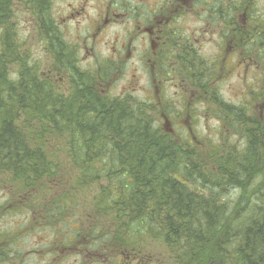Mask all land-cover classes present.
I'll return each instance as SVG.
<instances>
[{"label":"trees","instance_id":"16d2710c","mask_svg":"<svg viewBox=\"0 0 264 264\" xmlns=\"http://www.w3.org/2000/svg\"><path fill=\"white\" fill-rule=\"evenodd\" d=\"M51 4L0 0V210L22 209L34 219L35 208L48 226L57 228L48 241L51 246H81V232L66 235L57 226H63L61 215L76 201L77 189L98 184L93 188L97 208L112 203L109 208L115 211L103 218L131 222L123 223V231H115L109 222L103 225V220L87 223L85 241H102L94 235L101 233L123 239L131 234L133 240L161 236L185 264H264V117L253 113L252 105L222 101L214 88L211 100H205L216 104L224 120L231 118L233 133L244 141L242 148L237 151L221 134L220 143L200 145L165 131L158 117L168 112L162 100L109 97L98 84L100 71L82 72L75 66L71 46L64 45L53 23ZM20 8L32 14L37 33L47 40L54 64L44 70L30 61V48L18 44L8 23ZM62 66L71 71L60 83L56 69ZM260 82L253 101L264 92V80ZM176 173L190 184L181 183ZM55 187L62 189L50 199ZM229 188L238 189L240 197L236 217L228 220L230 209L223 205L222 194ZM14 196L18 208L7 200ZM240 211L246 217L237 221ZM93 215L89 218L102 217Z\"/></svg>","mask_w":264,"mask_h":264},{"label":"rangeland","instance_id":"374dc122","mask_svg":"<svg viewBox=\"0 0 264 264\" xmlns=\"http://www.w3.org/2000/svg\"><path fill=\"white\" fill-rule=\"evenodd\" d=\"M77 2L78 0H52V14L56 23H58L57 29L61 35V39H63V43L65 46L69 45L75 48L76 45H81V40L93 33V40L94 38L96 39V47L92 51V54H94L92 57L86 58V54L84 52H76L73 48L69 47L70 51H73L71 53L72 55L70 56L75 58V66L82 72L93 73L95 71H99L100 69L101 61H99V59H102V57H104L109 52L107 50L106 44L102 41L112 39L116 35L123 33L124 27L122 25H111L106 27L100 33L98 32V30L102 27L104 22L102 23L101 21H99L98 28L92 32L91 29L97 22V19H99V14L102 13L101 9L104 6L102 5L103 7H96L94 3H88V5L85 6L84 11L80 15H78L76 11H79L80 8H74L75 3ZM69 4H72L73 6H69ZM26 8H20L21 10H16V12L12 14L8 23L12 25L13 29L16 32L15 34L18 44H20L24 48H30L32 52L30 61L38 62L39 65L41 64L40 70H44L46 66L49 67V65L54 64V59L52 57V54L47 49L46 38H44L43 35L37 33L36 22L33 19L32 14L28 12ZM71 11L73 12L72 15L68 17L65 16L66 14H70ZM202 22V20H198L189 16L187 21L185 22V25L188 26V32L191 34L192 30L195 27H201L204 29L206 25L202 24ZM223 24L224 23L220 21L221 30L224 27L222 26ZM206 37L212 38L213 40L198 41V43H196L197 56L193 55L191 59L184 58V62L182 63L183 65L180 66L178 72L170 73L172 79L166 83L165 87V92L168 99H162V101L167 104L165 105V109H168V112H166L167 114L178 113L179 116L175 117L176 121L175 123L173 122V126L167 127V129H169L168 131H170L171 129L175 130V134H177L176 136L180 137L181 139L188 138L190 139V141L194 139L197 141V144L202 142L200 145L205 144V142L207 141L208 143H220L221 139H218V135L220 137L222 135L224 136L223 140L226 142L230 141L232 145H234L233 148L238 151L240 148H242L244 141L240 137L239 133H233V128L230 125L231 118L224 120L225 118H223L222 112L219 109H215L216 104L211 105L206 102V97L203 96L201 88L199 93H196V91L193 90L194 93L192 95L187 91L185 92L186 96L182 97L180 95V87H175V83L185 80V82L196 86L199 83H203L206 78H209V80L206 82V85L208 86V88H211L215 83V89L220 93L222 101L228 102L231 105H241L244 100H251L252 93H257V91L259 90L258 87L261 84V79L264 80V49L262 50L263 56H257L256 58L252 56V60L247 61L250 68H247L246 64L244 63L245 59H241L242 62L239 63L236 56L229 57L225 66V68L229 69V71L220 74V77L218 78H213L212 73L206 71V69L208 67H212V60H215L217 51H220V48L214 41L215 36L212 37L211 35H208ZM256 46H259V48L261 49V47L264 46V43L252 42V50L254 53H257ZM238 51L240 52V50ZM200 60L205 61L206 64H203L202 66V64L199 63ZM137 61V59H133L132 62H134L135 65H138ZM93 62H99L100 64L95 65ZM189 65L193 66V68H188ZM232 65H235V67L231 68ZM251 66H253V68H251ZM147 69L148 67L145 66L144 69H139L140 73H137L131 66V68H126V72L122 75H118L116 72L115 74H112V79L114 81L110 89L108 91H105L106 86L108 85L107 81V83L104 82L100 86L101 92L105 91L109 97L128 95L134 99L159 102L160 100H158L157 94L154 95L152 91L150 92V90L148 89L149 81L147 78V74L145 73L147 72ZM61 76L62 75L57 73L58 79H60ZM186 85L184 83L183 87H186ZM159 94H163V91L159 92ZM263 102L264 98L262 97V99L254 100L252 103V108H255V110H252V112L262 115V117H264V105H262ZM246 103L247 106H249L247 101ZM187 111H189L190 113L189 118L185 115ZM179 112L182 113L181 116ZM220 116H222V118H220ZM163 123V121H159L161 127ZM257 182L258 179L253 185L257 186ZM95 185L98 186V184H93L87 189H77L78 193L76 194V201L72 202V205H70L69 209H66L64 214L61 215V217L64 219L63 226H61L60 223L59 226H57L60 227L62 231H65L66 235L69 233L72 234L81 232V237L79 238V240L82 242H87L83 238L85 234V228L83 229V226L87 223L99 224L100 221L103 220L101 221L103 225H106V222H109L107 225L109 226L111 224L112 229H115V231H117L118 229L123 231V223H128V221L129 223L131 222L130 218H122V220L117 219L114 221V223L112 221V217L107 216L103 218V215H107L108 213L115 211L110 210L113 208H109L112 207V203L102 206L100 210L99 208H97V206L100 207V205L98 203V199H96L97 195H95L93 192V188L96 187ZM55 188V190L53 188L54 193L52 196H50V199L52 197L54 198V195H59L58 193H60V189H62L60 187ZM224 192L225 193L222 194V201L224 202L223 205H226L227 203L228 208L230 209L227 213L229 220L235 214L234 211L236 202L239 200L240 192L238 189L232 188L226 189ZM2 196L3 192L2 187L0 186V204L3 203ZM15 198L16 197L14 196L13 199L12 197H10L7 200L11 202V205L18 208L19 202L16 201ZM61 200H63L62 197L59 200L57 199V201ZM29 204L30 206L32 205L30 201ZM33 209L38 220L41 221L40 225L36 223V216L34 217V219H32L33 217L30 216V213L22 214L20 212L22 209H15L12 213L11 211L6 212L5 209L0 210V233L8 234V232H10V235H12V239L15 238V240L18 241L13 243L12 248L16 249L20 254L22 258L21 262L23 261L24 264H44V260L46 258L45 253L47 249L51 248L48 241L51 240L53 234L56 233L55 229L57 228L48 226L47 224H49V222L47 220H44L43 217L39 215L41 211L36 210L35 208ZM93 214L101 215L102 217L93 219L89 218L90 215L96 216ZM26 215L29 216L27 217ZM56 215L60 216L58 214ZM241 215L242 211L239 212L238 216ZM132 216L130 215V217ZM245 217L246 216L242 215V217H240L237 221H239L240 219H244ZM73 220L74 223H72ZM116 224H118V227L116 226ZM61 230L59 231L60 236ZM94 235L96 237H100L102 241H95V237L92 238V240H90L89 246H87L89 250L96 249L100 247L99 244L103 241L113 238V236L110 235L104 237L105 234L102 233ZM115 235L117 234L115 233ZM160 238L161 239H154L151 236L144 235L141 236L140 239L134 240L135 246H144L148 251L151 250V252L155 254L156 257L158 256L162 258V253H164L165 246L162 244L164 243V241L161 236ZM124 239L126 240L124 242L130 241L128 238ZM78 247L79 246H77V244H75V246L69 245V247L66 248L64 246H60V256L58 264H88V260L83 259L82 257L78 260L75 259V254L77 253ZM33 250H35L34 252L37 251V253H34ZM169 251H171L173 258L172 264H181L178 259L182 261V264H185V260L177 258V256L175 255L177 252L174 253L170 248ZM180 252L181 251L179 250L178 253ZM147 262L150 263L151 260Z\"/></svg>","mask_w":264,"mask_h":264},{"label":"flooded vegetation","instance_id":"af4514ba","mask_svg":"<svg viewBox=\"0 0 264 264\" xmlns=\"http://www.w3.org/2000/svg\"><path fill=\"white\" fill-rule=\"evenodd\" d=\"M88 3H94L96 7L104 6L101 9L102 13L99 14V19L91 29L92 32L98 28L99 21L104 22V27L102 25L98 30L100 33L111 25L124 27L123 33L102 41L106 44L109 52L99 59L101 64L93 62L95 65L100 64L99 71L102 75L99 76L98 84L101 86L108 81L105 91L110 89L114 81L112 74L117 72L118 75H122L126 72V68H131V66L135 72L140 73L139 69H144L147 66L148 69L145 73L149 81L148 89L154 95L157 94L158 100H167L165 87L166 83L172 79L170 73L178 72L180 66L183 65L184 58L191 59L193 55L197 56L196 43L201 40L212 41V38L206 37L208 35L215 36L214 41L220 48L215 56L216 61L212 60V67L206 69L212 73L213 77L218 78L220 74L229 71L225 68L229 57L236 56L239 63L242 62L241 59H245L244 63L247 68H250L247 61H251L252 56L254 58L263 56L264 46L261 49L256 46L257 53H254L252 42L264 43V0H78L74 8H80V10L76 13L80 15ZM69 6L73 5L69 4ZM50 11L53 23L57 27L58 23L53 17L52 7ZM72 14L71 11L65 16L68 17ZM189 16L202 20V24L206 25L204 29L195 27L190 34L188 26L185 25ZM220 21L224 23L222 30ZM92 34L81 40V45L75 46V51L84 52L86 58L94 55L92 51L96 47V39L93 40ZM59 47L60 42L57 45L58 49ZM133 59L138 60L139 66L132 62ZM59 63L60 61L56 60L57 66ZM199 63L202 66L206 64L203 60H200ZM233 67L235 65L231 66V68ZM56 70L60 71V75H64V77L71 71L69 67L64 66L58 67ZM62 76L59 79L60 83L63 81ZM184 83L187 84L186 87H183ZM202 85L203 83H199L194 86L185 80L175 83V87H180L182 97L186 96L185 92L187 91L192 95L193 90L199 93ZM214 88L215 83L204 93L202 92L203 96L211 100V92ZM161 91L163 94H159ZM262 97L264 98V92L259 96V99ZM246 101L249 105L253 103V100H244L242 104L247 105ZM179 114L181 116L182 113L179 112ZM185 115L189 118V111ZM178 116V113L160 115V120L168 121V127H171L176 121L175 117ZM197 213L203 215L204 211L199 210ZM129 235H126V238L130 239L129 242H123V235H119L118 238L113 236V238L100 243V247L92 250L87 247L90 241L84 242L77 248L75 254L77 258L75 257V259L78 260L82 257L88 260V264H172L173 258L169 251V243H162L165 248L161 258L156 257L150 249L148 251L144 246L136 247L132 235ZM11 238L10 234H0V264L23 263L18 251L12 248L13 243L18 241L14 236V239ZM201 254L199 251V263L203 262ZM59 256V245L51 246L45 253L44 264H58ZM150 260L151 262L148 263L147 261ZM178 260L181 263L180 259Z\"/></svg>","mask_w":264,"mask_h":264},{"label":"water","instance_id":"95a60500","mask_svg":"<svg viewBox=\"0 0 264 264\" xmlns=\"http://www.w3.org/2000/svg\"><path fill=\"white\" fill-rule=\"evenodd\" d=\"M175 177L178 178L183 183H188L189 182V180L186 179L185 177H183L182 175L176 174Z\"/></svg>","mask_w":264,"mask_h":264}]
</instances>
